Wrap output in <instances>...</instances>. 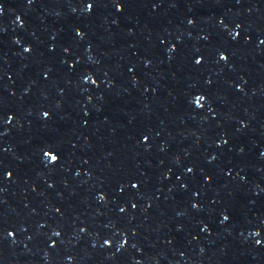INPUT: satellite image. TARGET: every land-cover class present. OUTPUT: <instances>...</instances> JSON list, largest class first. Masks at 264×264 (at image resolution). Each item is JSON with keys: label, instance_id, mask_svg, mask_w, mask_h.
<instances>
[{"label": "snow or ice", "instance_id": "6c2138e0", "mask_svg": "<svg viewBox=\"0 0 264 264\" xmlns=\"http://www.w3.org/2000/svg\"><path fill=\"white\" fill-rule=\"evenodd\" d=\"M198 102H199V99H198ZM47 155H49V154H47ZM51 159H52V160H56L57 157H56L55 155H53V156L51 157Z\"/></svg>", "mask_w": 264, "mask_h": 264}, {"label": "clouds", "instance_id": "9594fccd", "mask_svg": "<svg viewBox=\"0 0 264 264\" xmlns=\"http://www.w3.org/2000/svg\"><path fill=\"white\" fill-rule=\"evenodd\" d=\"M53 161H55V160H53Z\"/></svg>", "mask_w": 264, "mask_h": 264}]
</instances>
